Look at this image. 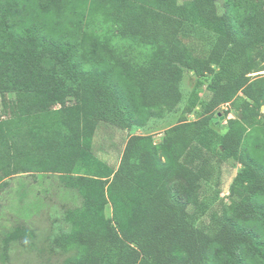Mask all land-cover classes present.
<instances>
[{"label":"trees","instance_id":"obj_1","mask_svg":"<svg viewBox=\"0 0 264 264\" xmlns=\"http://www.w3.org/2000/svg\"><path fill=\"white\" fill-rule=\"evenodd\" d=\"M191 33L206 35L205 56L181 44ZM263 48L264 0H0V95H11L0 193L14 175L42 173L80 198L50 240L75 249L64 264H264V78L249 76L264 71ZM185 72L196 87L209 74L204 100L193 89L160 139L130 134L116 168L94 155L100 123L130 131L173 110ZM225 104L238 116L220 132ZM218 146L243 173L208 233L176 206L196 204L212 167L205 149ZM23 234L8 233L3 253Z\"/></svg>","mask_w":264,"mask_h":264},{"label":"rangeland","instance_id":"obj_2","mask_svg":"<svg viewBox=\"0 0 264 264\" xmlns=\"http://www.w3.org/2000/svg\"><path fill=\"white\" fill-rule=\"evenodd\" d=\"M185 1L187 0H178L180 3ZM93 30L100 34L105 28L98 24ZM203 36L191 33L190 36L182 37L180 41L195 56H205L210 48V42L202 39ZM121 43L122 41L117 38L112 40V44L116 46ZM249 76L264 78V71L251 73ZM208 78L209 74L205 75L200 86L196 87L197 78L192 73L185 72L179 83L181 101L163 118H151L142 128L134 127L128 131L100 123L93 138L94 155L98 158L103 157L106 150L111 161L110 166L115 168L122 146L130 134L160 139L165 129L177 124L193 89H196L201 100L207 97ZM10 97L9 94L0 95V118L5 116V105ZM74 102V99H68V104ZM200 113L201 108L197 106L191 114L186 115V119L193 121ZM260 114L264 116V106L261 107ZM237 116V112L230 109L229 105H221L215 111L216 121L213 128L222 132L221 128L225 126L227 119ZM205 157L210 158L212 167L208 179L199 183L196 204H188L185 208L176 206V209L181 215L191 216L197 228L213 233L220 222L221 213L233 199L230 193L231 183L243 172L236 160L222 156L219 146L213 152L205 149ZM7 182L9 185L0 193V264H64L73 257L75 249L68 251L52 249L50 240L60 226L65 228L61 222L64 209L77 207L80 198L62 187L56 175H16L7 179ZM104 212L105 216L110 218V205L105 206ZM16 227L22 229L24 234L10 243L7 252L3 253V239Z\"/></svg>","mask_w":264,"mask_h":264},{"label":"crops","instance_id":"obj_3","mask_svg":"<svg viewBox=\"0 0 264 264\" xmlns=\"http://www.w3.org/2000/svg\"><path fill=\"white\" fill-rule=\"evenodd\" d=\"M127 140V139H126ZM113 143H115V142H113ZM112 142H111V144H113ZM125 144V143H124ZM123 147H124V145L122 146V149H121V152H122V150H123ZM120 158V157H119ZM101 161H103V162H105L106 164H108L109 166H110V163H111V161L109 160V156H108V153H107V151L105 150L104 151V155H103V157H100L99 158ZM118 162H119V159H118V161H117V165H118ZM117 165H116V167H117ZM111 167V166H110ZM115 167V168H116ZM40 174H42V173H20V174H17V175H31V176H38V175H40ZM14 176H16V175H14ZM13 177V176H12ZM7 181V180H6Z\"/></svg>","mask_w":264,"mask_h":264},{"label":"water","instance_id":"obj_4","mask_svg":"<svg viewBox=\"0 0 264 264\" xmlns=\"http://www.w3.org/2000/svg\"><path fill=\"white\" fill-rule=\"evenodd\" d=\"M222 119V118H221ZM213 121H216L215 118L213 119Z\"/></svg>","mask_w":264,"mask_h":264}]
</instances>
